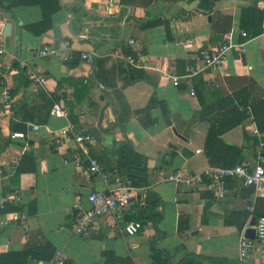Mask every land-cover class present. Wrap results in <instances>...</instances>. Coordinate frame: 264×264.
<instances>
[{
    "label": "crops",
    "instance_id": "1",
    "mask_svg": "<svg viewBox=\"0 0 264 264\" xmlns=\"http://www.w3.org/2000/svg\"><path fill=\"white\" fill-rule=\"evenodd\" d=\"M212 2L60 0V11L48 21L39 5L0 7L2 41L16 58L11 71L0 60V96L8 88L12 98L9 112L0 106V198L6 177L21 191L28 216L0 227V254L49 247L62 251L68 264H154L161 255L168 264L186 256L205 264H264V241L256 238L241 256L242 240L255 230L253 218L264 214V184L228 179V195L220 199L208 189L192 191L163 177L213 166L206 152L210 128L240 120L221 135L224 143L240 149L224 163L264 165V0ZM227 33L245 43L244 52L233 49L222 68L193 77L192 87L187 80L176 87L126 61L140 55L184 76L194 55L217 46ZM189 37L193 45H175ZM45 47L56 53L41 56ZM92 51L95 58L82 59ZM31 72L46 77V83L28 79ZM55 105L68 116L56 117ZM99 123L107 131L85 147L111 174L109 186L131 168L136 199L121 217L104 215L94 230L79 236L73 232L76 206L89 208L88 194L108 186L100 177L82 174L74 142L58 152L53 139L66 125L84 134ZM33 125L41 129L36 132ZM13 132L26 138L13 140ZM125 159L130 160L126 170ZM148 192L160 199L156 213L146 207ZM15 211L6 207L0 218ZM130 221L143 223L136 236L124 233L123 223Z\"/></svg>",
    "mask_w": 264,
    "mask_h": 264
},
{
    "label": "built area",
    "instance_id": "2",
    "mask_svg": "<svg viewBox=\"0 0 264 264\" xmlns=\"http://www.w3.org/2000/svg\"><path fill=\"white\" fill-rule=\"evenodd\" d=\"M2 36L3 22L0 20V60L4 69L11 71L16 58L9 54L2 41ZM241 36L247 37V33L241 32ZM193 43L194 39L189 37L177 40L175 45L191 46ZM130 44L134 46L135 41L131 40ZM244 45L245 43L234 40L231 33L224 34L222 40L217 46L213 48H202L194 55L192 58L194 60V65L189 66L188 71L184 76L171 74L160 62H153L144 59L140 55L129 56L126 61L131 68L158 73L162 79L171 80L176 87L180 85L181 80H187L188 85L192 87L191 79L193 77L210 69L222 68L227 61L228 54L233 49L244 52ZM55 53V50L45 47L41 50L40 55L46 57L54 55ZM96 55L97 53L92 51L90 54L83 53L81 57L84 60H88L95 58ZM19 66L21 69L26 68L23 62H20ZM28 79L39 85H44L46 83V77L34 72L28 74ZM11 103L12 98L10 90L5 88L0 96V106L3 109V112H9ZM53 114L58 118H66L68 116L66 111L59 105L54 106ZM32 127L36 132L41 129L40 125H33ZM10 138L13 140H23L26 138V135L23 132H13L11 133ZM93 141L94 138L91 133H80L72 124L66 125L57 131L53 139V149L58 152L66 148L69 142H74L81 151L77 156V161L80 165L79 167L82 174L88 179L94 176L100 177L108 186L107 190H96L88 194L87 199L90 204L89 208L84 209L79 205L76 206L73 232L79 236L86 235L94 230L96 220L104 215L119 214L117 217H121L124 214L123 212L131 207L136 199V189L133 181L126 176L123 178H117L114 184L109 186L112 181L111 174L106 171L99 159L92 157L89 154L85 147L86 144H91ZM2 174L3 171H0V175ZM163 177L166 181L183 184L185 188L192 191H197L201 188L208 189L220 199H224L229 192L228 179H241L246 186L264 184V165L259 163L252 168L243 165H238L232 168L213 165L209 166L202 172L185 174L183 171L177 170L167 175L164 174ZM2 181H4L5 184V191L4 195L0 198V211L8 206H16L18 209L15 212H12L11 217L4 219L0 218V227H8L12 224L26 221L28 216L23 211L24 202L21 191L14 189L6 177H3ZM142 227L143 225L139 221L123 223L124 233L128 237L136 236ZM255 234L257 240L264 241V216L257 219ZM250 245V239L244 238L242 240V257H245L248 254ZM39 264H68V260L62 251H57L50 262H41Z\"/></svg>",
    "mask_w": 264,
    "mask_h": 264
},
{
    "label": "trees",
    "instance_id": "3",
    "mask_svg": "<svg viewBox=\"0 0 264 264\" xmlns=\"http://www.w3.org/2000/svg\"><path fill=\"white\" fill-rule=\"evenodd\" d=\"M201 3H209L208 6H211L214 0H200ZM39 5L42 9V16L45 21H48L53 15H55L61 9L60 0H0V7H5L7 10L14 9L20 6H33ZM247 12V11H245ZM244 14V13H243ZM260 32V31H259ZM258 33V32H256ZM241 121V120H240ZM240 121L232 122L227 127H224L222 123L214 125L210 128L207 138H206V152L207 155L213 163V165H222L223 167L230 168L234 163L225 164L224 160L228 157V154H239L240 149L224 143L221 140V135H223L226 131L236 127ZM134 158L138 159L137 162H142L143 159L138 154L131 151ZM130 160H124L122 167L127 169L129 166ZM21 171L18 169L17 174L19 175ZM128 178L131 173V168L126 170ZM133 181V180H132ZM135 185V183H133ZM136 184H138L136 182ZM161 203L160 199L154 193L148 192L146 198V207L151 210L152 213H156V204ZM8 210L13 211L17 210L18 207L8 206ZM258 218L264 216V214H256ZM141 220V219H140ZM141 222V221H139ZM142 223V222H141ZM143 225V223H142ZM55 251L49 250L48 248H40V249H29L23 251L16 252H8L4 254H0V264H34L35 261H47L53 258ZM158 260H154V264H168V259L162 257H157ZM214 263V262H212ZM177 264H205V262H200L196 258L192 256H186L182 260H180ZM218 264H230V262H218Z\"/></svg>",
    "mask_w": 264,
    "mask_h": 264
},
{
    "label": "water",
    "instance_id": "4",
    "mask_svg": "<svg viewBox=\"0 0 264 264\" xmlns=\"http://www.w3.org/2000/svg\"><path fill=\"white\" fill-rule=\"evenodd\" d=\"M8 30H10V25H7L6 26V28H5V31L6 32L5 33L8 34ZM101 120H100V123H101ZM100 123H99V125L97 127L91 128V133H92V135H93V137L95 139H98L100 137V134L102 132H106L107 131V130H104V129H102L100 127ZM257 219L258 218H256V217L253 218V220H252V226H255L256 225ZM247 237L249 239H255L256 238L255 230L254 229L249 230Z\"/></svg>",
    "mask_w": 264,
    "mask_h": 264
}]
</instances>
